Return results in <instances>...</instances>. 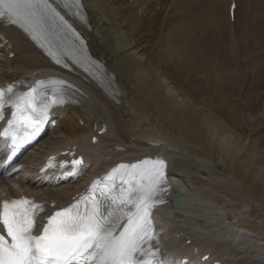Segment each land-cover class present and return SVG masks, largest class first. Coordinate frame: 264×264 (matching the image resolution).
I'll use <instances>...</instances> for the list:
<instances>
[{"label": "bare ground", "instance_id": "obj_1", "mask_svg": "<svg viewBox=\"0 0 264 264\" xmlns=\"http://www.w3.org/2000/svg\"><path fill=\"white\" fill-rule=\"evenodd\" d=\"M49 1L71 31L53 32V56L0 22V85L63 82L65 104L51 112L56 128L35 149L60 134L39 166L49 156L59 164L81 157L76 175L85 185L71 188L76 175L64 177L67 168L39 175L25 165L34 149L18 160V173L0 172V199L16 188L52 213L120 164L162 159L167 191L154 218L166 229L159 226L151 244L166 264H264V0H80L79 9ZM172 193L185 210L172 208ZM207 216L259 244L218 242L222 232ZM195 229L212 231L210 238Z\"/></svg>", "mask_w": 264, "mask_h": 264}, {"label": "snow or ice", "instance_id": "obj_2", "mask_svg": "<svg viewBox=\"0 0 264 264\" xmlns=\"http://www.w3.org/2000/svg\"><path fill=\"white\" fill-rule=\"evenodd\" d=\"M71 3L79 9L80 0ZM0 22L19 27L53 56V32L71 31L48 0H0ZM44 87L45 82L39 81L27 92H14L12 85L0 89V120L5 105L15 109L0 133L11 137L12 152L40 131L51 105L64 102L55 93L48 99ZM19 131L24 135L18 138ZM165 168L162 159L116 166L105 177L111 185L105 184V190L97 196V186L102 182L93 181L92 193L50 215L39 235L33 233L36 215L43 211L41 205L25 198L3 201L0 264H166L159 249L154 250L151 244L158 239L154 236L152 209L165 203ZM117 176L121 182L118 192ZM81 204L85 205L83 211Z\"/></svg>", "mask_w": 264, "mask_h": 264}, {"label": "rangeland", "instance_id": "obj_3", "mask_svg": "<svg viewBox=\"0 0 264 264\" xmlns=\"http://www.w3.org/2000/svg\"><path fill=\"white\" fill-rule=\"evenodd\" d=\"M56 128V127H55ZM54 127H53V129H55ZM100 134V133H99ZM57 136V137H56ZM61 135L60 134H58V133H52V134H50L49 135V139H45V141L46 142H43L42 144H41V146L40 147H38L37 149H35V151L33 152V159L30 161V163H27V164H25V165H27L28 167H30V168H32V169H34V168H36V166H37V164L39 163V161H40V159H41V157H43L42 155L44 154V152L43 151H46L50 146L47 144V143H51V144H53V145H55V146H58L59 145V143L63 140V138L61 137ZM48 138V137H47ZM53 139V140H52ZM52 140V141H51ZM48 141V142H47ZM46 143V144H45ZM56 143V144H55ZM44 145V146H43ZM47 145V146H46ZM42 147H44V148H42ZM46 147V148H45ZM48 147V148H47ZM20 161V160H19ZM77 179V180H76ZM75 179V183L74 182H72L71 183V188H73V189H79L80 187H82L83 185H85V182H84V177H77ZM79 179V180H78ZM81 180V181H80ZM3 195V194H2ZM202 205H204V204H202ZM207 206V205H206ZM206 206H201V205H199V208H200V210L201 211H204V212H207V213H211V214H213V212L211 211V210H209V208H208V206L206 207ZM214 214H216L215 212H214ZM213 216V217H212ZM211 216V218H214L215 219V215H212ZM206 218V217H205ZM209 219V217L207 216V224L210 226V228H212V229H214V230H216V231H220V232H222V236H220L219 237V239H218V242H221V243H228L229 245H232V246H235V245H238V243H240L241 242V240L242 239H246L245 241H246V244L244 245V244H241L242 246H244L245 248L246 247H253V244L255 243V241L257 242V244L255 245V246H257L259 243H258V240H257V238H254V237H252V234H250V233H247V234H249L248 236H246V238L245 237H243V235H244V233H246V232H241L240 233V231H237L234 227L233 228H230L229 227V225H230V221H228V220H226L225 222L227 223H225V222H221V221H216V220H212L211 221V219L210 220H208ZM157 221V223H158V225L159 226H162V227H164L165 229H166V227H165V224H164V221L163 220H161V221H158V219L156 220ZM233 222V221H232ZM164 225V226H163ZM225 225V226H224ZM227 227H229V229L227 228ZM165 229H164V231H165ZM236 230V231H235ZM233 231V232H232ZM210 232H212V231H210ZM210 232H207V233H205V231H201L200 229L199 230H197V229H195V233H197L198 235H199V237L200 238H202L203 240H206L207 238H210ZM238 233V234H237ZM237 236V237H236ZM253 238V239H252ZM165 240V239H164ZM215 240H217V239H215ZM231 241V242H230ZM248 243V244H247ZM249 250V249H248ZM248 257V256H247ZM246 257V258H247ZM239 258H244V255L242 254V255H239Z\"/></svg>", "mask_w": 264, "mask_h": 264}, {"label": "water", "instance_id": "obj_4", "mask_svg": "<svg viewBox=\"0 0 264 264\" xmlns=\"http://www.w3.org/2000/svg\"><path fill=\"white\" fill-rule=\"evenodd\" d=\"M172 196L177 197V194L172 195ZM175 207H176L177 209H180V210H185V209H186V206H184V205H182V204H175Z\"/></svg>", "mask_w": 264, "mask_h": 264}]
</instances>
